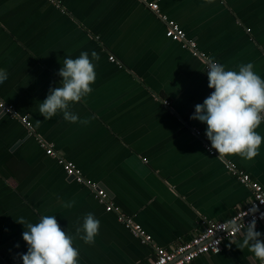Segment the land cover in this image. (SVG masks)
<instances>
[{
  "label": "crops",
  "instance_id": "1",
  "mask_svg": "<svg viewBox=\"0 0 264 264\" xmlns=\"http://www.w3.org/2000/svg\"><path fill=\"white\" fill-rule=\"evenodd\" d=\"M149 2L159 5L158 12L141 0H0V69L8 73L0 99L28 116L33 129L29 133L19 117L0 112V264H23L19 253L26 254L28 245L17 219L37 223L43 215H55L76 237L80 264H151L154 247L187 242L249 201L250 188L232 176L228 164L264 187V141L251 161L219 157L207 124L190 118L214 91L205 60L234 71L251 62L264 79V0ZM170 21L195 42L200 56L166 37ZM92 51L100 57L93 61L94 90L70 110L81 119L95 118L87 125L65 120L62 112L44 118L39 104L50 88L61 86L63 60L81 52L91 59ZM256 131L264 137V122ZM35 136L53 143L85 179L105 190L153 245L107 211L94 190L69 177ZM88 213L101 222L94 244L76 235ZM257 231L264 233V223ZM242 241L241 233L225 241L220 253L191 264L260 262L247 247L238 248Z\"/></svg>",
  "mask_w": 264,
  "mask_h": 264
},
{
  "label": "clouds",
  "instance_id": "2",
  "mask_svg": "<svg viewBox=\"0 0 264 264\" xmlns=\"http://www.w3.org/2000/svg\"><path fill=\"white\" fill-rule=\"evenodd\" d=\"M99 59L95 51H92L91 59L88 52H81L75 59L65 58L57 73L62 77L61 86L49 89L47 98L39 104L40 114L51 119L62 112L63 118L69 122L89 124L95 117L81 119L70 107L93 92L91 85L97 79L93 61ZM253 69L251 62L241 64L239 71L226 70L216 61L208 64V86L214 91L202 104L195 106V113L190 118L207 124L206 136L219 157L238 155L251 161L260 154L264 137L256 130L264 121V79ZM7 78V70L0 69V84ZM72 206L73 203L65 204L67 208ZM258 211L254 205L250 209L252 219L247 224L243 220H233L230 230L239 233L246 229L238 248L243 250L247 247L260 264H264V233L257 231L255 214ZM259 219L264 220V212L260 213ZM17 222L25 227L23 240L28 245L26 254L19 253L23 264H80L79 249L74 247L76 237L61 228L55 215H43L37 223L28 222L23 217ZM100 226V220L93 213H88L82 227L76 229V235L86 244H94Z\"/></svg>",
  "mask_w": 264,
  "mask_h": 264
},
{
  "label": "built area",
  "instance_id": "3",
  "mask_svg": "<svg viewBox=\"0 0 264 264\" xmlns=\"http://www.w3.org/2000/svg\"><path fill=\"white\" fill-rule=\"evenodd\" d=\"M52 3H56L57 0H50ZM143 3L147 4L148 7L158 12L159 5L156 2H149V0H141ZM162 20L166 21V17L162 16ZM166 37L183 44V48L190 50L194 56H200V52L196 49L195 42L186 39V34L184 30L176 23L170 21L168 23V29L165 33ZM109 60L111 62H116L114 56H110ZM211 61L205 60V72L208 70V64ZM166 106L170 105L168 100H164ZM0 110L8 112L11 116L19 117L21 122L27 128L29 133H33L32 123L28 116H20L18 112L12 107L6 105L0 99ZM264 122V121H262ZM199 135L200 131L195 130ZM37 143L41 148L44 149L46 155L56 159L59 164H61L63 170L69 177H73L76 182L88 186L90 189L94 190L97 199L100 203L104 204L107 211H114L118 214L119 220L122 221L125 227L137 238L141 240L143 244L153 245L152 237L144 230V228L135 223L131 218L122 214L119 208L115 207L109 202V198L105 190L99 188L96 183L84 178L82 171L78 166L69 160L62 158L57 151L53 143L47 142L41 136H35ZM211 154H215L210 147H207ZM229 172L234 176L239 182L247 186L251 190V198L249 201L240 208L231 218L223 222H208L204 230L196 234L192 239L184 242L180 245L163 248H155V259L151 264H191L195 259L209 254H218L222 250L223 243L227 240L236 238L238 235L243 233L235 232L231 229V222L236 220L237 222H244L247 224L252 219V214L250 209L255 205L258 207L259 211L255 214L257 218V228L264 223V220L259 219L260 213L264 212V187L258 182L254 181L251 176L242 170L236 169L233 165H227ZM247 213H249L247 215ZM257 264H260L258 262Z\"/></svg>",
  "mask_w": 264,
  "mask_h": 264
},
{
  "label": "water",
  "instance_id": "4",
  "mask_svg": "<svg viewBox=\"0 0 264 264\" xmlns=\"http://www.w3.org/2000/svg\"><path fill=\"white\" fill-rule=\"evenodd\" d=\"M0 112H1V110H0ZM3 112V111H2Z\"/></svg>",
  "mask_w": 264,
  "mask_h": 264
}]
</instances>
